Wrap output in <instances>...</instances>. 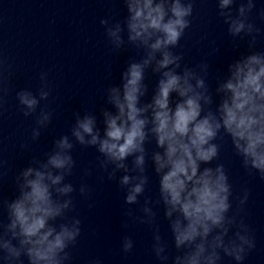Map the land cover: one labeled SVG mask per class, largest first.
<instances>
[{
	"label": "clouds",
	"instance_id": "9594fccd",
	"mask_svg": "<svg viewBox=\"0 0 264 264\" xmlns=\"http://www.w3.org/2000/svg\"><path fill=\"white\" fill-rule=\"evenodd\" d=\"M122 3L127 10L122 21L101 19L100 24L114 50L128 44L142 50L143 56L130 59L120 75V83L105 89V103L110 108L100 110L102 132L96 115L75 113L71 139L62 135L54 140L46 159L33 158L15 176L18 195L11 200L0 199V206L7 210V223L0 221V260L4 264H24L23 258L27 264H71L72 249L82 232V221L68 215L75 209L71 194L76 189L65 182L76 166L71 154L75 145L96 149L100 154L98 167L108 180L116 179L117 173L122 172L118 182L125 190L124 203L136 205L149 183L146 144L154 141L156 150L151 152L150 160L159 177L158 198L144 199L142 215H135L131 208L124 215L132 223L151 228L155 258L160 264L169 260L168 245L153 210V205H162L179 253L172 264H219L221 253L236 264H243L256 247L244 218L250 193L245 189L243 195L233 197L224 164L209 165L219 159L221 144L217 141L227 136L242 167L264 180V51H250L228 64L227 75L217 81L215 95L219 102L215 103L206 82L208 64L182 67L183 54L173 51L191 27L194 0ZM234 3L236 0H217L218 15L227 25L233 47H239L237 37H250L251 50L261 33L250 20L256 2L240 0L233 15ZM259 16L264 21V9ZM148 69L158 79L150 100L144 102L149 93L145 83ZM11 74V65L0 54V113L8 92L5 83ZM39 79L38 95L28 89L16 93L19 111L25 117L36 113L41 101H47L51 94L48 73L41 72ZM51 119L52 112L40 108L31 134L33 141ZM129 158L131 166L127 163ZM85 175L91 172L86 170ZM99 179L103 181L104 177ZM90 193L89 185L82 183L79 194L89 198ZM233 198L237 202L234 210ZM122 227H129L127 220ZM120 247L125 254L130 253L134 247L131 236H124ZM91 264L101 261L96 259Z\"/></svg>",
	"mask_w": 264,
	"mask_h": 264
}]
</instances>
